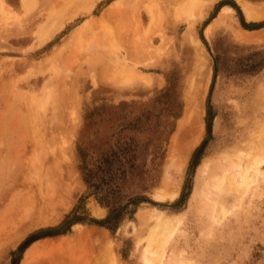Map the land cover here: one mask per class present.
Masks as SVG:
<instances>
[{
	"label": "rangeland",
	"instance_id": "1",
	"mask_svg": "<svg viewBox=\"0 0 264 264\" xmlns=\"http://www.w3.org/2000/svg\"><path fill=\"white\" fill-rule=\"evenodd\" d=\"M124 134L140 138L123 194L145 200L111 229L79 147L117 150ZM0 152L21 159L6 166L0 264H71L97 245L147 264L157 225L143 211L178 226L167 257L264 264V162L244 188L235 169L264 160V0H0Z\"/></svg>",
	"mask_w": 264,
	"mask_h": 264
},
{
	"label": "bare ground",
	"instance_id": "2",
	"mask_svg": "<svg viewBox=\"0 0 264 264\" xmlns=\"http://www.w3.org/2000/svg\"><path fill=\"white\" fill-rule=\"evenodd\" d=\"M249 4H247L246 6H243V10L245 11V15L249 12H251V13H254V16H255V14H257L256 12H254L253 11V9L252 8H250V7H248L247 8V6H248ZM250 9V10H249ZM247 12V13H246ZM247 14V15H250V16H247V17H250V19L252 18L251 16H253V14ZM253 16V17H254ZM256 18H258L257 17V15H256V17H254V19H256ZM249 19V20H250ZM253 19V18H252ZM191 23V22H190ZM147 79V78H146ZM197 87V86H196ZM197 93V92H196ZM196 93H195V95H196ZM200 93H201V91H200ZM263 94V93H262ZM194 95V96H195ZM196 97V96H195ZM194 97V98H195ZM197 99V98H196ZM200 101V100H199ZM193 102V101H192ZM191 102V105L193 104ZM201 102V101H200ZM200 104V103H199ZM195 105V104H194ZM195 107H198V106H196L195 105ZM192 109H194L193 107H191ZM199 108V107H198ZM193 112L194 111H192V112H190L192 115H193ZM197 112V111H196ZM199 114V113H198ZM190 118H191V116H189ZM195 119V118H194ZM197 119H198V117H197ZM193 119L191 118V121H192ZM193 121H195V120H193ZM190 123H192V122H190ZM189 123V124H190ZM197 132H198V130H197ZM252 132V131H251ZM196 134V133H195ZM195 134L193 135L194 137L193 138H195L196 136H195ZM253 134V133H252ZM176 140H177V137L175 138ZM198 139V138H197ZM196 138H195V143H196V140H197ZM21 140V139H20ZM179 140V139H178ZM19 141V140H18ZM24 141V143L26 142L25 140H23ZM178 141H176V144H179L180 142H178ZM193 142V144H195ZM15 143H17V142H15ZM21 143V142H20ZM19 143V144H20ZM23 143V142H22ZM188 143H189V147H190V143H192V142H190V141H188ZM12 145V144H11ZM10 145V146H11ZM24 145V144H23ZM188 145V144H187ZM192 145V144H191ZM178 146V145H177ZM14 147V146H13ZM24 147V146H23ZM187 148H188V146H186ZM178 148H179V146H178ZM186 148V149H187ZM261 148V147H260ZM6 150V149H5ZM13 150V149H12ZM24 150V149H23ZM182 150H183V148H182ZM20 150H18L17 151V154H19L20 152H19ZM22 151V150H21ZM6 151H3V153H5ZM7 153H10V152H8L7 151ZM16 152H14V153H12V154H15ZM11 154V153H10ZM11 154V155H12ZM184 154V151H182L181 152V149H180V156L178 157L179 158V161H178V165H176L177 167H176V169H178V171L180 170V167L182 166V164H183V162H182V160H183V157H182V155ZM232 154V153H231ZM239 154V153H238ZM242 154H244L243 152H242ZM6 155V154H5ZM19 155H22V154H19ZM18 155V156H19ZM3 156V154H2V152H0V158ZM6 156H8V155H6ZM17 155H16V157H14V161L16 162V160H18V157ZM10 157V156H9ZM233 157V156H232ZM236 157V156H235ZM21 158V157H20ZM177 158V159H178ZM11 158H10V160H12ZM225 159V158H224ZM230 159V158H229ZM245 159V162H240L241 164H239V162H238V160H237V162H238V165L237 166H235V167H237V168H235L236 170H237V175L238 176H236V178L238 177V181L240 180L241 181V186H242V182H243V185L245 186V184H250L251 183V181H252V179H251V175L253 174V175H257L258 174V171H259V166L264 162V160L262 159V157H257V156H254L253 154H247L246 153V157L244 158ZM0 160H2V159H0ZM9 160V158L7 157L6 158V160H4L3 162H2V164H0V187L1 186H5L4 188H3V190H1L0 189V209H2V207H5V206H2V205H4L3 204V200H4V198L7 196L6 194H5V192H8L9 194H11L12 192H14V191H16V188H15V186L14 185H16V184H14V181H15V179H16V177H17V173L16 172H18L15 168V170L13 169V171H12V168H11V172H9V171H7V169L8 168H6V166H7V163L9 164V162L8 161H10ZM13 160H12V163L10 162V164H13ZM21 160V159H20ZM20 160H18V161H20ZM235 160V159H234ZM18 161L16 162V164L18 163ZM235 161H233V163H234ZM237 162H236V164H237ZM41 163V162H40ZM54 163V165H55V162H53ZM19 164H20V162H19ZM18 165V164H17ZM16 165V166H17ZM41 166V165H40ZM10 167V166H9ZM41 167H43V166H41ZM54 167V166H53ZM18 168H19V166H18ZM48 168V167H47ZM52 168V167H51ZM55 168V167H54ZM57 168V167H56ZM207 168V167H206ZM41 170V169H40ZM56 170H58V168L56 169ZM235 170V171H236ZM42 171V170H41ZM47 172H49L48 170H47ZM59 172H60V170H59ZM233 172V171H232ZM231 172V173H232ZM47 174V173H46ZM60 174V173H59ZM230 174V173H229ZM23 175H25V174H23ZM228 175V174H227ZM259 175V174H258ZM258 175H257V177H258ZM43 176V175H42ZM57 177V176H56ZM23 178V177H22ZM27 178H28V176H27ZM47 178V177H46ZM51 178V177H50ZM235 178V179H236ZM25 179V178H24ZM23 179V180H24ZM231 179V178H230ZM230 179H229V181H230ZM235 179H231V180H234L235 181ZM28 180V179H27ZM237 180V179H236ZM25 181V180H24ZM20 182H23V181H20ZM227 182V181H226ZM253 182V181H252ZM255 182V181H254ZM234 183V182H233ZM3 184V185H2ZM19 184H21L22 185V183H19ZM40 184V183H39ZM238 184H240L239 182H238ZM252 184V183H251ZM37 185V184H36ZM57 186V185H56ZM233 186V185H232ZM237 186V185H236ZM244 186H242L243 188H244ZM249 185H247V187H248ZM18 187H19V185H18ZM22 187V186H21ZM210 187H212V186H210ZM5 188L7 189V190H5ZM24 188V187H23ZM27 188V187H26ZM219 188H220V186H219ZM246 188V187H245ZM217 189V188H216ZM213 189L212 188V190L211 191H209V193L207 192V195L210 197V199L213 201V203H212V205L213 206H215L216 205V203L218 202L217 201V198H216V194L221 190V189ZM25 190V189H24ZM23 190V191H24ZM28 190H29V187H28ZM34 190V189H33ZM32 191V190H31ZM42 191H43V189H42ZM231 192V191H230ZM245 192V191H244ZM20 193V192H19ZM43 193V192H42ZM173 193V192H172ZM22 194V193H21ZM178 194V191L177 192H175L174 193V195H177ZM219 194V193H218ZM224 194V193H223ZM236 194V193H235ZM12 195V194H11ZM173 195V196H174ZM23 196H24V194H23ZM230 196V195H229ZM241 196V195H240ZM22 197V196H21ZM8 198V197H7ZM14 198V197H13ZM28 198H29V196H28ZM30 198H31V196H30ZM221 198V197H220ZM219 198V199H220ZM238 198V197H237ZM236 198V199H237ZM12 199V198H11ZM239 199V198H238ZM13 200V199H12ZM26 200V199H25ZM34 200V199H33ZM8 201H9V199H8ZM31 201V200H30ZM29 201V202H30ZM36 201V200H35ZM35 201H33V202H35ZM15 203H16V201H14ZM47 202V201H46ZM191 202V201H190ZM228 202V201H227ZM10 203H11V201H10ZM14 203V204H15ZM26 203V202H25ZM36 203V202H35ZM225 203V202H224ZM13 204V203H12ZM11 204V205H12ZM17 204V203H16ZM14 205V206H12V208L14 209V207L16 206L17 207V205ZM33 205H34V203H32ZM220 204V203H219ZM40 205V204H39ZM222 205V204H221ZM220 205V206H221ZM8 206V205H7ZM10 206V205H9ZM219 206V205H218ZM11 207V206H10ZM226 207V206H225ZM224 207V208H225ZM6 208V207H5ZM217 208V207H216ZM227 208V207H226ZM13 209L11 210V212H13ZM218 209V208H217ZM220 207H219V211H220ZM8 210V209H7ZM6 210V211H7ZM10 210V209H9ZM223 210L224 209H222V211L221 212H223ZM5 211V212H6ZM17 210L15 209V211L14 212H16ZM227 211H228V209H227ZM4 212V211H3ZM10 212V211H9ZM219 213V212H218ZM0 214H2V213H0ZM13 214V213H12ZM216 214H217V211H216ZM223 214V213H222ZM1 216V215H0ZM220 216V215H219ZM140 217L143 219V220H145V222L146 223H151V224H154V225H157V228L152 232V234H151V241L155 244V248L151 251V254H150V256H148V258H147V264H185L187 261H185V259L187 258H181L180 257V255L179 254H176V255H171L170 257H167L166 256V253H165V247L167 246V244L169 243V241H170V239L175 235V233L177 232V229H178V226L177 225H175L174 224V222H173V220H167V219H165L164 217H161L160 215H156V214H154V213H149V212H147V211H143V213H140ZM220 217H222V216H220ZM3 221V220H2ZM84 235V234H83ZM75 245H77L76 243H74ZM154 244H152V245H154ZM79 245V244H78ZM77 245V246H78ZM100 245V244H99ZM74 246V245H73ZM76 246V247H77ZM81 246V245H80ZM80 246L79 247H77V249H75V251H77L78 253H75L76 255H78L79 254V248H80ZM65 247V246H64ZM85 247V246H84ZM87 248H88V246H86ZM85 247V248H86ZM74 248H75V246H74ZM83 248V247H82ZM92 249H89L88 248V251L86 250V249H84L83 248V250H82V254L80 253V255L79 256H81L80 258L81 259H77L78 257H76L75 256V258L73 257V261L71 262V264H113V261H112V263H111V255H112V253H113V249L112 248H109L108 247V249H110L111 250V254H110V251H107L106 249H105V252L106 253H108L107 255H108V257L107 258H105V256H106V254H105V252H104V249L102 250V247L100 246V247H98V245H97V247H95V246H93V247H91ZM70 249V248H69ZM66 250V249H65ZM66 251H68V250H66ZM104 252V253H103ZM74 254V253H73ZM103 254V255H102ZM74 256V255H73ZM70 259V258H69ZM113 259V258H112ZM205 259V258H204ZM59 263H60V261H59ZM117 263V262H116ZM43 264V263H42ZM45 264H47L46 262H45ZM51 264H53V263H51ZM66 264V263H65ZM188 264H191V262H188Z\"/></svg>",
	"mask_w": 264,
	"mask_h": 264
},
{
	"label": "trees",
	"instance_id": "3",
	"mask_svg": "<svg viewBox=\"0 0 264 264\" xmlns=\"http://www.w3.org/2000/svg\"><path fill=\"white\" fill-rule=\"evenodd\" d=\"M139 138L125 134L115 138L114 145L117 150L113 146L109 150L101 152L83 144L79 147L80 168L84 179L89 189L98 196L100 202L109 208L108 216L103 220L96 221L111 229L117 228L127 215L135 213L139 204L145 200V195L125 198L121 186L124 175L136 166L138 154L134 142H138ZM125 166H129V168ZM83 219L84 217L78 214L69 215L62 229L68 230L71 224Z\"/></svg>",
	"mask_w": 264,
	"mask_h": 264
}]
</instances>
